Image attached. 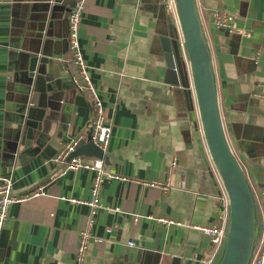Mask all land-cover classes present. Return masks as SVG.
<instances>
[{
    "label": "crops",
    "instance_id": "crops-1",
    "mask_svg": "<svg viewBox=\"0 0 264 264\" xmlns=\"http://www.w3.org/2000/svg\"><path fill=\"white\" fill-rule=\"evenodd\" d=\"M74 2L0 0V180L10 179L16 196L39 187L45 193L8 209L0 264H75L88 207L63 198L90 200L95 173L60 175L51 161L70 137L86 132L92 118L90 101L76 92L59 60L67 53V16ZM196 6L226 136L251 191L264 189V0H196ZM213 10L234 16V33L212 25ZM169 30L174 32L159 0L86 2L80 50L113 126L103 170L129 181L104 178L102 208L92 228L102 241L91 243L84 264L164 258L167 264L173 258L204 264L211 256L212 246L197 228L220 224L221 180L205 141L180 115L194 113L191 94L177 99L175 86L165 82L160 38ZM34 57L37 68L47 69L39 79L50 78L58 111L47 109L42 130L35 131L29 148L20 149L13 133L27 110ZM167 180L166 191L145 186ZM221 251L211 264H218Z\"/></svg>",
    "mask_w": 264,
    "mask_h": 264
},
{
    "label": "water",
    "instance_id": "water-1",
    "mask_svg": "<svg viewBox=\"0 0 264 264\" xmlns=\"http://www.w3.org/2000/svg\"><path fill=\"white\" fill-rule=\"evenodd\" d=\"M173 2L189 62L204 141L229 201L227 236L218 264H249L255 241L253 195L228 143L222 124L211 55L196 0H173ZM160 45L166 66L165 82L171 86H181L183 92L190 95L185 65L178 54L175 35L171 30L168 35L160 38ZM38 61V57L30 61L27 79L28 99L25 105L27 110L13 133V142L20 149L29 148L35 131L42 130L46 123L43 120L47 109L58 111L56 104L59 101L58 95L52 93L48 85L50 78L44 77L45 80L40 81L39 75H45L47 69L45 66L37 68ZM44 62L43 60L42 63ZM74 156L103 159L105 164L108 162L107 157H103L102 151L90 141L89 132L86 134V140L69 158ZM157 260L151 264H167L165 258ZM179 262V258L171 260V264H179Z\"/></svg>",
    "mask_w": 264,
    "mask_h": 264
},
{
    "label": "built area",
    "instance_id": "built-area-1",
    "mask_svg": "<svg viewBox=\"0 0 264 264\" xmlns=\"http://www.w3.org/2000/svg\"><path fill=\"white\" fill-rule=\"evenodd\" d=\"M87 0H75L68 16H67V53L65 57L59 60L64 67V72L70 77L76 92L84 95L88 98L91 104L94 115L87 124L85 133H76L63 143L55 156L52 158V162L59 166L58 173L65 174L68 171L85 170L95 173L91 188V199L88 201L77 200L75 198H63L72 204H82L88 207L87 218L84 226L78 233V242L75 252V264H84L90 245L92 242L100 243L101 238H96L92 235V228L94 225V218L97 211L102 208L100 200V191L104 178L107 177L112 180H120L123 182L129 181L127 178H120L118 176L110 175L103 170V159L88 158L84 156H69L79 147L85 140L86 134L89 132L90 141L97 146L103 153V157L106 156V152L111 140L112 135V123L107 118L106 112L103 108L102 101L98 95L96 88L93 86L91 79L88 75L87 67L84 63L80 44H79V28L80 21L84 9L86 7ZM161 6H163L166 14L172 17L173 26L175 27V41L177 44L178 54L181 61L185 65L186 75L189 80V90L193 101V110L196 115V121L198 123V132L203 138V130L200 124L198 110L195 103V93L191 81V72L189 68V62L185 50L184 41L179 28L175 6L173 0H159ZM212 25L219 30H223L227 33L235 32L234 16L223 10H213L209 13ZM228 143L234 154L230 140L227 138ZM171 167L175 166V162L171 163ZM169 180L165 182L153 181L145 184L148 188H155L160 191H166L169 188ZM221 185V201L222 212L220 213L219 225L214 226H200L197 229L208 238L211 246V256L204 264H211L213 256L216 252L224 249V244L227 236L228 227V213H229V201L220 181ZM13 182L10 179L4 178L0 180V231L4 227L8 219V209L10 206L18 203H23L31 198H36L44 195L43 187H39L32 193L24 196H16L12 193ZM255 204V241L249 264H264V189L257 191H251ZM118 211V209H116ZM136 221V220H135ZM161 223H170L169 221L161 218ZM106 232H110V228H106ZM128 246H134L133 242H128Z\"/></svg>",
    "mask_w": 264,
    "mask_h": 264
},
{
    "label": "rangeland",
    "instance_id": "rangeland-1",
    "mask_svg": "<svg viewBox=\"0 0 264 264\" xmlns=\"http://www.w3.org/2000/svg\"><path fill=\"white\" fill-rule=\"evenodd\" d=\"M169 21H170V24L172 25V29H174V32H175L176 30H175V27L173 26V20H172V17L171 16H169ZM174 32H173V35H174ZM174 89H175V95H176V97L178 99V97H180V95H182V92L183 91L180 88H178V87H175ZM179 108H181L180 105H179ZM92 115H94L93 110H92ZM180 115L181 116L182 115L185 116V118L188 119V125H189V127L190 128H193L194 127V130H196L198 132V123L196 121V115H195V113H193L192 111H186V112L182 111V113H180ZM193 120H195V121H193ZM112 129H113V126H112ZM198 134H199V132H198ZM109 145H110V143H109ZM108 148H109V146H108ZM107 151H108V149H107Z\"/></svg>",
    "mask_w": 264,
    "mask_h": 264
}]
</instances>
